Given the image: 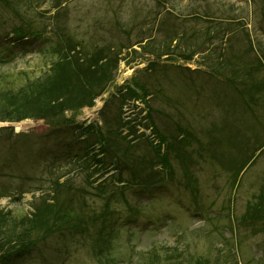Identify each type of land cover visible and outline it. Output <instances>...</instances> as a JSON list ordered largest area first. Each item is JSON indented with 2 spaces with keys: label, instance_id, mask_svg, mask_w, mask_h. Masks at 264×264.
Instances as JSON below:
<instances>
[{
  "label": "rangeland",
  "instance_id": "1",
  "mask_svg": "<svg viewBox=\"0 0 264 264\" xmlns=\"http://www.w3.org/2000/svg\"><path fill=\"white\" fill-rule=\"evenodd\" d=\"M219 25L224 31H214ZM18 29L38 33L45 43L73 47L81 42L80 49L108 47L118 54V75L98 98V114L84 108L76 120L99 122L106 131L123 126L117 140L123 149H131L127 159L124 152L119 155L123 169L124 160L132 156L137 163L143 157L154 158L150 121L182 153H167L169 146L162 145L163 156L140 180L131 179L124 169V184L129 185L122 188L117 178L103 185L94 170L107 165L89 169L91 154L81 160L86 137L79 138V133L51 138L34 148H16L15 173L0 174V210L30 214L40 199L52 195V183L59 179L72 197L70 208L87 212L96 222L84 235L48 241L40 255L15 264H193L198 259L262 264L264 231L253 225L259 213L245 226L242 221L254 197L264 192V151H257L248 170L234 176L232 169L250 164L255 142L264 143V0L1 1L0 40L8 42ZM200 32L205 34L199 41L206 38L202 44L193 38ZM38 56L28 51L5 57L0 74H38ZM129 87L142 99L129 100ZM124 122L130 126L124 128ZM19 125L18 131L39 136L48 131L42 120ZM134 126L138 138L128 135ZM230 130L238 131V137L229 136ZM183 135L187 140L182 144L177 138ZM69 141L74 147L67 155L63 146ZM1 151L8 155L9 150ZM64 155L67 162H61ZM76 155L78 161L73 162ZM149 175L161 182L150 181L149 188Z\"/></svg>",
  "mask_w": 264,
  "mask_h": 264
},
{
  "label": "trees",
  "instance_id": "2",
  "mask_svg": "<svg viewBox=\"0 0 264 264\" xmlns=\"http://www.w3.org/2000/svg\"><path fill=\"white\" fill-rule=\"evenodd\" d=\"M214 29V31H224L221 25ZM14 32V36L8 42L2 41L0 52L2 50L6 58H12L15 54H26L28 51L38 52L39 56L34 59L40 63L41 71L34 74L33 72L28 73L26 70H8L0 75V123L42 120L49 126V129L42 136H32L31 134H16L13 128H1L0 154H2L1 149H7L9 152L7 156L0 155V174L12 175L15 173V165L13 164L19 161L14 153L16 148H34L36 144L48 138L58 137L62 133H79L80 137H86L82 142L84 152L82 159H89V154H91L92 158L87 162L89 169L95 164H107L106 159H98L97 154H92L95 145L101 146V153L112 159L107 166L112 167L114 165L116 171L120 173V175L117 174L113 177L117 178L120 183H124L122 177L124 169L130 171L131 179L140 180L146 170L152 168L151 165L157 160V157L163 156L160 153L162 145L167 143L169 146L167 153L170 149H176L180 152L179 146L176 147L175 143L171 142V138L169 139V137L159 133L155 129L154 123L150 121L154 127V134L160 141L157 147L154 146V141L149 142L150 147L154 149V158L143 157V161L137 163V158L132 156L128 162L124 160L123 169L119 155L124 152V158H128V152L131 149L129 147L123 149L122 144L117 140L121 136V127L115 132L107 131L109 138H105L107 137L105 131L101 130L100 127L90 125L83 128L75 121L76 115L83 108L92 107L95 100L104 94L114 82V72L118 68L117 56H111L108 47H98L90 52L84 48L80 49L82 47L81 42L79 44L75 42L76 46L68 47L53 42L52 44H50L51 42L45 43V40L38 38V33H29L22 29ZM200 33L201 36L193 37L196 40L195 43L199 42L202 35L205 34ZM207 37L211 36H208L207 33ZM205 40L206 38H202V43ZM37 41L44 44L39 45L36 43ZM23 44L24 49H21ZM201 44L195 46L197 52L201 50ZM12 46L16 47L17 50H13ZM250 49H252V45ZM4 61L3 57L0 56V64ZM217 65L224 68L221 63ZM230 81L231 84H236L235 81ZM244 86L248 87V84ZM250 88L253 89V87L247 89ZM247 89L242 88V90ZM128 90L129 100L142 99L132 89ZM141 90L145 93L143 88ZM124 98L126 100V97ZM149 117L150 115H147V118ZM130 132L132 135L135 134V127H130ZM186 133L190 139H193L189 132L186 131ZM238 135L239 132L237 131L234 137L237 138ZM92 136H95L96 139L92 140ZM227 136L225 141L229 140L230 133ZM122 140H124L125 146L126 138ZM184 142L183 139L179 143L183 144ZM164 157L166 159V156ZM113 161H117V163L114 164ZM144 165L146 168H141ZM104 170L106 173L108 172V168ZM149 176L147 181L154 178V175ZM52 192V195H47L48 199H40L30 214L15 215L12 211L0 210V264H15L38 256L48 241L55 242L56 239H61L62 242H65L68 240V234L73 236L84 235L89 225L92 226L96 222V219H92L87 212H76L70 208L72 197L69 198L67 195L69 191L65 192V184L55 181ZM256 199L257 202L248 206L243 221L253 219L257 217L256 213H259L257 219H262V229H264V192L260 193ZM167 264L172 263L168 262ZM193 264H210V262L207 259H198Z\"/></svg>",
  "mask_w": 264,
  "mask_h": 264
}]
</instances>
